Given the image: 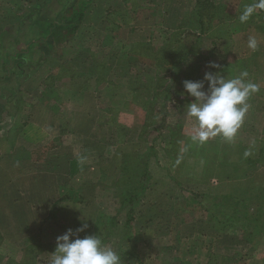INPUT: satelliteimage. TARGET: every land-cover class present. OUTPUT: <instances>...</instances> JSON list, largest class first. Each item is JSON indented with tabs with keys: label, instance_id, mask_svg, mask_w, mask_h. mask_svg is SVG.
I'll return each instance as SVG.
<instances>
[{
	"label": "rangeland",
	"instance_id": "rangeland-1",
	"mask_svg": "<svg viewBox=\"0 0 264 264\" xmlns=\"http://www.w3.org/2000/svg\"><path fill=\"white\" fill-rule=\"evenodd\" d=\"M42 1L0 0V264H51L82 224L121 264H264V10L241 22L254 0H93L70 40L18 65L78 0ZM206 71L259 86L231 142L192 140L180 94Z\"/></svg>",
	"mask_w": 264,
	"mask_h": 264
},
{
	"label": "clouds",
	"instance_id": "clouds-1",
	"mask_svg": "<svg viewBox=\"0 0 264 264\" xmlns=\"http://www.w3.org/2000/svg\"><path fill=\"white\" fill-rule=\"evenodd\" d=\"M257 9L264 10V0H254L246 5L239 20L246 22ZM248 47L253 52L257 50L254 37L249 38ZM207 67L215 69L219 65L210 63ZM247 77V71L230 79L219 71H206L200 81L183 82L181 97L187 95L192 98V102L187 104V115L196 122L193 141L203 144L216 136L228 142L234 139L250 108V96L259 91V86L247 81ZM87 227V224H82L75 231L68 229L57 237L55 251L50 254L51 264H121V257L104 245L98 235L80 238L79 234Z\"/></svg>",
	"mask_w": 264,
	"mask_h": 264
},
{
	"label": "trees",
	"instance_id": "trees-1",
	"mask_svg": "<svg viewBox=\"0 0 264 264\" xmlns=\"http://www.w3.org/2000/svg\"><path fill=\"white\" fill-rule=\"evenodd\" d=\"M93 0H78L76 2V5L73 6L72 9L65 11V13H59V19L58 23H52L48 26L41 27L39 29V32L35 34V39L32 41L26 43L25 48L22 49L19 52H15L11 54L10 56L15 58L20 63V65L23 60V56L26 54L31 53V51H34L38 47H41L42 45L47 47L49 50L53 51V48L51 47V44H48L46 41L52 36H58V38H61V40L68 41L71 39L72 36L76 34L78 31L81 22L83 21L85 17V13L88 10V8L91 6ZM49 0H43L42 3L37 5V8H41L45 5H47ZM169 50V51H167ZM170 48L166 47L161 51V58L165 59L170 54ZM172 138V137H170ZM174 144V141L172 142ZM262 166H264V162H261ZM123 167L121 168V172L119 175H121L120 178L123 179V177H127V175L130 173L129 168H126L125 162H123ZM139 191H134L133 193L127 195L126 200H131L134 196H137ZM125 202V201H124ZM245 221L249 223V218L245 215L244 216Z\"/></svg>",
	"mask_w": 264,
	"mask_h": 264
},
{
	"label": "crops",
	"instance_id": "crops-1",
	"mask_svg": "<svg viewBox=\"0 0 264 264\" xmlns=\"http://www.w3.org/2000/svg\"><path fill=\"white\" fill-rule=\"evenodd\" d=\"M29 150H30V149L28 148L27 151H26L25 153H26V154H29Z\"/></svg>",
	"mask_w": 264,
	"mask_h": 264
}]
</instances>
